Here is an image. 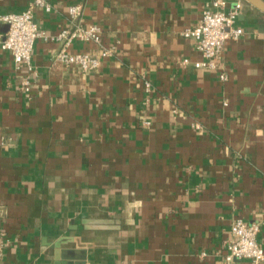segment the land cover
<instances>
[{
	"label": "crops",
	"instance_id": "crops-1",
	"mask_svg": "<svg viewBox=\"0 0 264 264\" xmlns=\"http://www.w3.org/2000/svg\"><path fill=\"white\" fill-rule=\"evenodd\" d=\"M29 1L0 0V15ZM210 1L35 9L52 36L81 6L98 41L67 52L112 50L89 72L54 61L59 41L35 40L30 74L0 48V264H222L236 217L258 224L264 250V13L225 0L241 3L243 32L216 68L197 67L182 31Z\"/></svg>",
	"mask_w": 264,
	"mask_h": 264
},
{
	"label": "built area",
	"instance_id": "built-area-1",
	"mask_svg": "<svg viewBox=\"0 0 264 264\" xmlns=\"http://www.w3.org/2000/svg\"><path fill=\"white\" fill-rule=\"evenodd\" d=\"M225 5V0H211L209 5L202 9L199 21L182 31L183 36L193 39L194 47L204 60L195 63L197 67L216 68L224 43L229 39H237L243 32L235 25L241 3H235L230 10H226ZM37 8L50 11L51 6L48 0H30L24 10L0 15V21L7 25V30L0 39V48L9 51L15 63L25 65V71L28 74L32 71L30 64L32 48L38 38L59 41L61 46L54 55V61L64 65H79L86 72L97 68L100 58L112 52L111 49H101L97 56L67 52V47L73 39L98 41L99 27L95 24L86 25L80 22L81 6L79 4L68 8L72 28L61 29L52 36L47 35L38 27L34 19V10ZM220 78L225 79L226 77L222 73ZM144 84L148 89L149 83ZM22 86L24 90L29 89L30 79L28 77L22 81ZM193 126L198 127L199 125L193 123ZM0 143L3 144L4 141ZM258 232L259 226L256 222L250 223L240 217L234 218L230 224L229 235L223 244L222 264H238L242 260L250 264L263 263L264 250L258 244Z\"/></svg>",
	"mask_w": 264,
	"mask_h": 264
},
{
	"label": "water",
	"instance_id": "water-1",
	"mask_svg": "<svg viewBox=\"0 0 264 264\" xmlns=\"http://www.w3.org/2000/svg\"><path fill=\"white\" fill-rule=\"evenodd\" d=\"M246 1L264 13V0H246Z\"/></svg>",
	"mask_w": 264,
	"mask_h": 264
}]
</instances>
